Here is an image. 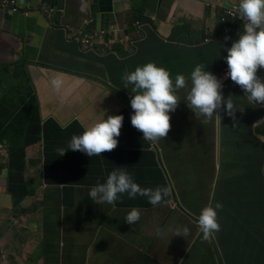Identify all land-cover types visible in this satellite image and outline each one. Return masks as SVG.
<instances>
[{
	"label": "crops",
	"instance_id": "obj_1",
	"mask_svg": "<svg viewBox=\"0 0 264 264\" xmlns=\"http://www.w3.org/2000/svg\"><path fill=\"white\" fill-rule=\"evenodd\" d=\"M26 1L36 5L49 2L64 8L66 14L51 25L41 14L35 13L27 19L0 7V135L12 127L6 131L11 142L4 141L16 143L20 138L21 129L23 126L25 129L31 117L26 106V111L21 108L29 100L34 105L39 102L43 122L55 119L63 128L78 124L80 127L74 131L91 126L103 116L123 114L128 123L124 132L127 143L111 156L112 164L139 165L145 152L136 148L147 149L154 156L153 167L147 170L143 165L134 178L161 184L168 180L173 185L174 173H180L197 182L194 187L198 188L201 205L186 207L187 212L182 213L189 220L185 224L191 228L190 237L175 236L174 229L179 225L176 210L169 213L165 209L166 217L164 209L146 210L134 227L137 235L131 240L137 242L136 248L128 246L127 255L131 257L130 252L141 249L140 243L147 245L150 253H156L163 245L172 243L170 237H175L179 244H173L157 261L146 264H264V104L250 103L241 88L231 81L223 96L231 95L233 116L226 114L223 104L210 117L186 105L194 66L203 64L211 73H219L224 66L225 49L221 43L215 41L209 47L202 42L207 28L216 26L215 14L207 16L203 4L195 0ZM232 1L223 0L227 6ZM135 8L143 10L150 19L140 29L131 22L132 13L139 11ZM91 15L97 16L100 25L107 28L109 23L119 24L129 34L124 45L117 46L120 55L83 52L76 41L68 39L64 28L81 16ZM25 59L27 66L23 65ZM147 62L166 68L173 81L177 74L186 78L185 87L176 89L179 101L170 113V129L156 142L144 140L142 133L131 125L128 107L134 93L132 85L124 88L121 79V72L133 71ZM57 75L63 85L54 91L49 81ZM257 75L264 77V70ZM19 82L20 87L15 90ZM39 147L27 148L26 179L34 190L43 170V153ZM147 171L153 176L146 174ZM8 185L9 169L3 159L0 161V229L6 231L0 232V243L4 246L3 250L0 247V264L5 261L21 264L23 255L27 257L41 241L44 243L39 228L45 217H50V223L57 226V235L69 231L71 244L79 247L72 236L74 222L68 211L45 201V193L37 189L22 205L29 211L16 212ZM202 187L206 189L204 193L199 191ZM216 202L222 205L217 210L220 230L207 241H195L194 237L201 232L194 219L203 207ZM36 203L40 206L34 207ZM118 211L126 215L129 210ZM24 233L28 235L22 246L18 244L13 249L11 238ZM34 234L39 236L38 246L26 252V244L32 240L27 238L35 237ZM193 242L203 243V249L191 245ZM73 253H78L77 247ZM50 264L58 263L52 260Z\"/></svg>",
	"mask_w": 264,
	"mask_h": 264
},
{
	"label": "clouds",
	"instance_id": "obj_2",
	"mask_svg": "<svg viewBox=\"0 0 264 264\" xmlns=\"http://www.w3.org/2000/svg\"><path fill=\"white\" fill-rule=\"evenodd\" d=\"M20 1L24 3L20 4L19 0H2L0 1V7L14 15H22L27 19L35 13L41 14L51 25L54 24L55 19L66 14L64 8L54 6L49 2L36 5L26 0ZM195 1L203 4L207 16L214 13L217 20L214 28H207L208 31L202 40L203 45L212 47V43L218 41L224 47L225 55L223 58L224 66L219 73L207 71L203 64L194 66L189 77L191 87L186 96L187 107L198 114L210 117L215 115L214 111L223 104L226 114L233 116L235 109L230 98L231 95L228 98L223 96L226 86L231 81L241 88L250 103L254 105L264 104V77L257 75L259 71L264 70V0H233L228 6L224 4L223 0ZM143 13L144 11L141 9L132 13L131 22L135 27H138L137 29H140L139 27L143 28L150 21ZM64 30L67 32L68 39L76 41L83 52H92L99 56L105 54L120 55L117 46L124 45L125 40L128 39L127 35H129L119 24L114 26L109 23L107 28L106 25H100L97 16L94 15L90 17L81 16L71 26L65 27ZM26 62L25 59L23 64ZM227 68L226 75L228 78H225ZM121 79L124 88H127L129 84L132 85V92L134 93L129 100L130 107L134 110L130 114L131 125L142 133L144 140L156 142L158 139L165 137L170 129V113L175 111L179 101L176 89L185 87V76L177 74L173 81L166 68L156 65L154 62H147L135 67L133 71L124 73ZM49 83L54 91H58L63 85V80L57 75L52 77ZM28 102L22 110L26 111L27 108L32 117L33 110L37 108V105H34V101L29 100ZM31 117L25 123V129L24 126L21 129L20 138L16 143L4 141L9 140L11 142L6 131H10L12 127H7L5 132L0 135V161L5 159V162L9 165V162H11V149L25 144V135ZM122 121V114L108 115L107 118L103 116L91 126L83 128L82 133L72 135L66 146L58 147L56 149L58 156H63L68 150H77L73 158L85 162L89 167L95 159L94 155L111 151L117 146ZM36 145L41 146L39 148L43 153L41 159L43 165L42 182L44 185L63 188V185L47 184L45 168L47 167V158L42 143L27 148ZM136 150L145 152V157L141 159L139 165L127 164L123 167L105 163L103 168L107 174L103 183L97 182L93 186L75 185L74 187V190L76 187H89L88 197L94 203L106 202L111 204L114 210L117 208L118 210H129L124 217V221L129 225L137 222L139 218L142 219L146 210H163L164 207L167 210L169 206H166V204H171V210L178 212V207L174 206L178 203V200L171 187L172 182L169 183L168 180L164 184L158 183L156 180L140 182L138 178H134L139 174L138 170L143 168V165H146L148 170L153 167L154 163V156L150 155L147 149L136 148ZM151 152H153V149ZM156 157L158 162L159 157L157 154ZM60 163L59 161V165ZM57 169L58 167L55 166L53 171L55 172ZM61 170L64 176H75L80 173L77 168ZM146 174L153 176V173L149 171ZM140 185L155 187H142ZM169 194L170 199L163 201ZM117 200L121 204H118ZM141 202H148L151 205L144 206ZM74 207V202H64L59 209L68 211L69 208ZM221 207L222 205L219 202L214 205L210 203L203 207L198 218L194 219V223L199 227L203 239L209 240L220 230L217 210ZM184 208L179 212L186 213L187 210ZM71 220L76 225L73 216H71ZM54 221L52 219V222ZM47 228H52V232L57 230V226L50 223V217H45V221H41L39 231L46 233ZM174 231L175 236L188 237L187 235L191 234L188 227L182 225H178ZM158 234L159 230H157ZM173 239L176 240L175 237ZM58 240L60 241V237H58ZM126 242L130 248H136V241L127 240ZM140 244L141 249L130 252L131 258L136 263L146 264L149 261H157L159 255L165 254L168 250L158 251L154 256V253H150L147 245ZM74 247L78 249L76 255L74 253L67 254L63 251L56 253L48 250H46V255L49 259L52 255L58 264H105L106 257L93 247L82 248L80 245L79 247L74 245Z\"/></svg>",
	"mask_w": 264,
	"mask_h": 264
},
{
	"label": "rangeland",
	"instance_id": "obj_3",
	"mask_svg": "<svg viewBox=\"0 0 264 264\" xmlns=\"http://www.w3.org/2000/svg\"><path fill=\"white\" fill-rule=\"evenodd\" d=\"M25 65H28V61L25 63ZM124 73L126 72H121V77ZM27 80L30 81V79L28 78ZM19 87L20 82L17 84L15 90ZM23 107L21 109H23ZM37 107L40 108L39 102L37 104ZM128 110L129 113H132L130 105L128 107ZM124 132L125 130L123 129V126H121L120 135L117 138L118 144L114 149H112L113 155L117 154L119 150H122L123 145L127 143ZM104 154L105 155L103 156V159L106 158V161L112 163L110 161L111 156L106 152H104ZM42 180L43 179L39 177L36 181V186L37 189L42 191V193H45V201H50L54 204L53 206H56L57 208H61L64 202L75 203V207L69 208L68 211L70 212V215L73 216L76 223V225H73L72 227V236L82 248L93 247L94 249L98 250L106 257L105 264H137L134 259L127 255L128 244L126 242L127 240H131L137 235V233L134 231V227L137 225L136 222H134L132 225L127 224L124 221V217L126 215L123 212L118 211V208L114 210L111 204H108L106 202H92L88 197V192L90 189L89 187H76L72 195L68 199H64V189H55L52 186L44 185ZM172 180L173 185H171V187L174 190L176 198L178 200V203L174 204L175 207H178L176 221L179 223V225L186 226L187 224H185V221L189 220H187V218H185L179 211H182L184 207L186 208L191 205L201 207V205L198 204V188L194 187L195 185H197V182L184 177L180 173H174ZM205 190L206 189L204 187L199 189V191L203 193L205 192ZM50 195H52L53 197H51ZM36 204L37 205L34 207L40 206L39 203ZM166 206H169L167 207V212H174L171 210V206L169 204H166ZM166 211L164 207V217H166L167 215ZM144 219H146V216L144 217ZM142 224L143 222L141 223V225ZM1 225L2 223L0 224V226ZM188 229L190 230L191 228L188 227ZM2 231H6V229H0V232ZM27 235L28 233H24L23 235L19 234L16 238H11L12 244L10 245L12 246V248L14 249L15 245L17 247L18 244L21 247L23 241L26 240ZM187 236L190 237L189 234ZM30 239L32 240L28 244H26V252H29L36 248L39 243L37 238L29 235L27 241ZM170 239L172 243L166 244L165 246L163 245V249L159 252H164L166 251V249H170L173 244L180 243L174 240L172 237H170ZM198 239L201 242L208 240L202 238V233H199V235L194 237L195 241H197ZM201 242H193L191 245L196 244L197 247L203 249V243ZM182 244L185 243L182 242ZM0 247L3 250L4 246L2 243H0ZM154 256H156V253H154ZM50 257L51 261L54 260V257L52 255H50ZM9 258L10 257H8L7 260H9ZM15 264L18 263L15 262Z\"/></svg>",
	"mask_w": 264,
	"mask_h": 264
},
{
	"label": "trees",
	"instance_id": "obj_4",
	"mask_svg": "<svg viewBox=\"0 0 264 264\" xmlns=\"http://www.w3.org/2000/svg\"><path fill=\"white\" fill-rule=\"evenodd\" d=\"M31 120L29 122L26 131L25 144L21 147H15L11 149V162H9V185L8 191L13 197L14 210L26 213V209L22 207L24 201L30 197L34 192L36 194L37 186L35 190L32 188L31 183L26 179L27 166V153L26 148L28 146L42 143L44 153L47 158L46 168V182L47 184L63 185V198L68 199L74 192L75 185H95L97 182L103 183L106 178V170L103 168L106 158L102 152L99 155H94V161L88 167L85 162L73 158L77 150H68L63 156H58L56 149L58 147L66 146L71 136L80 134L84 131L83 128L74 131L78 124L70 125L67 128H63L55 119H49L45 122L42 121L40 108L37 107L33 110ZM123 115V114H122ZM123 129L128 127V123L124 118L122 121ZM108 155L113 156V150L105 151ZM72 157V158H70ZM59 161L61 162L59 165ZM111 161V159H110ZM55 166L58 169L54 172ZM77 168L80 173L75 176H69L62 173L61 169ZM64 176V177H63ZM170 199V194L164 198L163 201ZM118 204H121L117 200ZM142 205H151L148 202H141ZM45 226V223H44ZM35 238H38V234H34ZM44 243L41 241L39 247L33 252L29 253L26 257L22 256L21 264H50L51 261L46 255V250L59 253L63 251L67 254H72L75 250L73 244L69 240V231H63L57 235L56 230L52 232V228H47V232L43 233ZM60 237V241L58 240ZM45 244V245H44Z\"/></svg>",
	"mask_w": 264,
	"mask_h": 264
},
{
	"label": "built area",
	"instance_id": "obj_5",
	"mask_svg": "<svg viewBox=\"0 0 264 264\" xmlns=\"http://www.w3.org/2000/svg\"><path fill=\"white\" fill-rule=\"evenodd\" d=\"M227 71H228V68L226 69V72H225V78H228L227 75H226L227 74Z\"/></svg>",
	"mask_w": 264,
	"mask_h": 264
}]
</instances>
